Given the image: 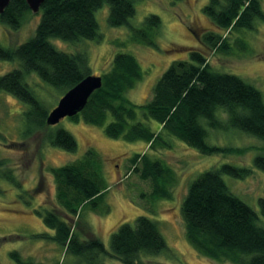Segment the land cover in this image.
<instances>
[{
  "label": "trees",
  "instance_id": "1",
  "mask_svg": "<svg viewBox=\"0 0 264 264\" xmlns=\"http://www.w3.org/2000/svg\"><path fill=\"white\" fill-rule=\"evenodd\" d=\"M137 1L140 0H44L33 36L13 48L0 45L1 60L18 62V67L0 76V91L27 106L24 121L33 130L44 129V139L49 145L68 152L77 148L68 131L61 127L51 129L46 124L49 111L36 97L27 78L36 75L63 94L85 76L93 75L83 53L60 51L50 39L67 42L95 39L98 36L95 11L107 3L111 27L125 25L132 41L156 46L154 38L161 26L157 15L146 16L140 27L129 23ZM260 1L208 0L202 12L216 30L204 32L199 39L202 46L198 48L181 46L186 58L170 63L144 104L136 105L126 96L142 78L139 63L129 53H116L110 68L99 75L100 88L89 96L78 114L67 118L102 127L110 138L144 141L150 149L170 147L168 138H171L204 155L236 152L237 149L209 144L206 140L205 125L213 129L226 126L218 116L220 111L226 113L229 126L264 141V100L260 92L236 75L214 71L207 61L210 51L230 50L226 34L252 29L256 18L264 22ZM30 12L25 0H10L0 13V22L17 30ZM140 118L154 121L155 129ZM253 164L264 172V155L256 156ZM130 165L131 171L150 181V202L172 198L174 173L165 163L141 153L133 155ZM50 173L56 204L64 215L55 208L35 210L53 231V235L44 233L36 237L63 246L81 264H103L104 255L122 264H148L144 257L167 251L157 222L144 215L137 216L133 224L121 223L117 227L111 234L110 252L92 233L81 235L75 229L79 220L73 219H78L88 207L95 210L107 190L101 158L93 149L74 161L51 168ZM248 173L246 168L223 164L201 173L189 184L180 214L188 243L202 256L232 264H264V227L258 222V214L230 192L221 176L243 178ZM0 178L20 186L8 168L0 167ZM258 206L264 219V198L258 200ZM11 256L17 264H46L24 259L17 252Z\"/></svg>",
  "mask_w": 264,
  "mask_h": 264
},
{
  "label": "rangeland",
  "instance_id": "2",
  "mask_svg": "<svg viewBox=\"0 0 264 264\" xmlns=\"http://www.w3.org/2000/svg\"><path fill=\"white\" fill-rule=\"evenodd\" d=\"M208 0H140L135 2L134 15L129 18L132 26L140 27L144 18L155 14L161 26L155 35L156 46H146L131 40L127 26L111 27L107 18L109 6L103 3L95 11L98 36L95 39H80L67 42L51 38L58 50L67 53H83L93 75L106 72L116 53H129L139 63L142 78L126 96L136 105L146 103L152 96L157 79L173 60L186 58L181 46L189 49L202 46L199 39L204 32L216 28L202 12ZM264 11V0L260 1ZM41 12L27 13L17 30L0 22V45L13 48L33 36ZM225 36V34H223ZM230 50L227 53L210 51L207 61L217 72L233 74L255 87L264 100V22L256 18L252 29H240L225 36ZM243 47V48H242ZM18 67L17 61L0 59V76ZM36 97L50 111L62 96V92L39 80L36 75L27 78ZM27 106L9 93L0 91V161L2 169L8 168L20 184L0 178V264H17L11 253L17 252L24 259L46 264H81L63 246L54 241L36 237L53 235L35 210L55 208V184L50 169L74 161L93 149L101 158L107 190L103 202L95 210H83L75 229L81 235L92 233L110 252L111 234L121 223L133 224L137 216L144 215L157 222L166 243L167 251L143 258L148 264H232L215 261L199 254L187 241L180 208L189 184L201 173L229 164L246 168L249 173L243 178L222 174V179L232 194L251 207L264 227L259 213L258 200L264 198V172L257 169L253 160L264 155V141L250 136L227 124V115L218 111L226 126L219 129L207 127L209 144L231 147L236 152L204 155L184 143L169 139L170 147L147 148L144 141L127 142L108 137L102 127L73 122L67 117L51 129L61 127L76 140L73 152L49 145L44 139V129L33 130L24 121ZM147 123L154 130L152 120ZM32 130V131H30ZM30 131V133H29ZM146 153L161 160L174 173L171 187L172 198L150 202L151 184L131 171L130 159L135 154ZM103 264H122L104 255Z\"/></svg>",
  "mask_w": 264,
  "mask_h": 264
},
{
  "label": "water",
  "instance_id": "3",
  "mask_svg": "<svg viewBox=\"0 0 264 264\" xmlns=\"http://www.w3.org/2000/svg\"><path fill=\"white\" fill-rule=\"evenodd\" d=\"M10 0H0V13ZM44 0H25L27 7L37 13ZM101 86V77L87 75L68 89L58 99L56 105L48 112L45 122L49 126L56 125L65 117L78 114L85 106L89 96Z\"/></svg>",
  "mask_w": 264,
  "mask_h": 264
}]
</instances>
